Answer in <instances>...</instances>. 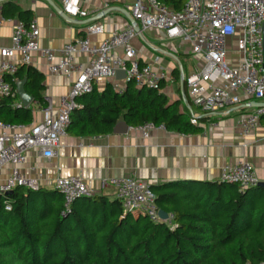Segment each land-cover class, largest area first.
Segmentation results:
<instances>
[{
  "label": "built area",
  "instance_id": "obj_1",
  "mask_svg": "<svg viewBox=\"0 0 264 264\" xmlns=\"http://www.w3.org/2000/svg\"><path fill=\"white\" fill-rule=\"evenodd\" d=\"M58 1L61 12L70 19L85 20L92 15L81 7V0ZM122 1L142 34L163 32L169 41L187 43L191 53L202 60L203 67L184 78L189 100L199 112L212 114L238 106L252 108V103L264 101V0H186L180 11L166 7L159 0ZM102 32L100 25L88 26L85 36L64 45L56 60L50 50L38 49L39 30L35 21L27 25L16 22L12 26L10 46H0V102L10 98L14 100L12 108H24L6 78H13L19 67L30 66L38 51L50 75H74L75 79L55 111L51 99L43 97L40 121L30 124L0 121V173L7 171L6 178L0 182V195H7L18 187L34 191L41 188L38 179L27 177L21 171L27 154L34 151L38 158H55L71 113L78 108L76 99L91 94L98 79L114 80L116 72L123 71L124 84L160 90L165 75L162 68L156 67L159 58L156 57L153 64L139 65L132 46L133 40L139 38L134 27L129 25L93 45L89 38ZM117 50L122 54L117 55ZM77 54L85 56L86 62L77 63L74 59ZM15 57L18 59L14 60ZM113 89L118 94L124 92L118 81ZM262 117L264 107L240 116L237 125L241 136L247 137L257 130ZM198 119L199 114H192L190 123L196 125ZM157 128L165 129L147 123L137 130L146 139ZM28 170L35 171L32 167ZM220 182L235 184L240 191L258 185L254 168L247 162L226 166ZM106 185L113 188L115 199L125 214L143 216L152 223L173 228L172 215L166 220L159 217L155 196L146 184L133 178H121L102 183L103 187ZM52 188L62 196L64 212H69L75 201L92 197L85 183L76 177H57ZM5 210L9 211V207Z\"/></svg>",
  "mask_w": 264,
  "mask_h": 264
},
{
  "label": "trees",
  "instance_id": "obj_2",
  "mask_svg": "<svg viewBox=\"0 0 264 264\" xmlns=\"http://www.w3.org/2000/svg\"><path fill=\"white\" fill-rule=\"evenodd\" d=\"M159 1L174 11H180L186 2ZM23 23L27 25L28 21ZM14 78H25V90L41 102V74L30 66L19 67L13 78H6L13 89ZM90 95L93 92L76 99L83 106L71 113L67 130L75 127L79 135H105L123 119L131 128L152 123L182 134L198 131L158 91L137 89L129 83L122 94L113 93L96 104L86 100ZM13 103L10 98L0 102V121L30 123L29 110L12 108ZM81 112L87 117L80 118ZM219 184L230 187L225 196L215 197L210 189L205 194H155L158 209L172 215L173 228L125 214L116 199H79L64 212L63 198L57 191L18 187L0 195V264L264 262V187L240 191L235 184Z\"/></svg>",
  "mask_w": 264,
  "mask_h": 264
},
{
  "label": "crops",
  "instance_id": "obj_3",
  "mask_svg": "<svg viewBox=\"0 0 264 264\" xmlns=\"http://www.w3.org/2000/svg\"><path fill=\"white\" fill-rule=\"evenodd\" d=\"M48 1L7 0L0 3L2 21L0 46H10L11 28L16 22L35 21L39 30L38 49L50 50L58 60L62 47L83 38L88 26L100 25L103 28L102 34L89 38L93 45H97L112 33L131 25L122 13L126 11L122 0H81V7L92 12L91 17L77 20L79 22L92 20L86 25L67 22L52 6L53 4L60 9L59 1ZM18 12L23 14L22 18ZM143 39L136 38L132 42L138 62L144 66L153 64V60L159 58L156 67L163 69L165 79L158 94H162L167 104L176 109L189 123L192 114H199L197 124L190 123L198 131L182 134L157 128L144 139L137 128L129 127L125 134H114V126L109 134L87 136L79 135L76 128L72 127L59 140L55 158L45 160L38 158L36 152H29L26 164L21 167L23 174L38 179L41 188L47 190L53 189L52 182L57 177L80 178L92 196L104 197L109 201L115 200L114 190L109 185L103 187L102 183L121 178H133L146 184L154 195L174 191L205 194L208 192L207 189H210L215 197L217 194L225 196L230 187H220L221 172L226 166L240 162L250 163L254 168L258 185H264V117L261 118L257 130L247 137H242L237 121L240 116L252 113L255 107L238 106L212 114L196 113L193 111L196 108L189 100L184 80L183 85L180 84V77L183 75L185 78L193 71L201 69L202 60L197 57L200 65L194 66L186 73V56H194L187 43L169 41L163 32L156 31L144 32ZM116 54L121 55V50H117ZM17 59L18 57L14 58ZM74 59L82 64L87 60L80 54ZM30 67L43 77L40 103L25 90L24 85L25 92L32 98L26 108L30 112L31 123L42 119L40 108L44 96L51 99L54 111L60 106L61 101L69 93L75 76L50 75L39 51L33 55ZM14 80L16 91V84L21 80L16 78ZM116 81L118 80L98 79L93 85V95L87 96L86 100L92 99L96 104L106 99L108 95L117 93L113 89ZM118 84L124 91L127 90L128 84H124L122 80H119ZM132 87L143 88L134 84ZM76 103L79 108L83 106L80 101ZM254 103L264 104V101ZM86 117L87 115L81 112L80 118ZM120 121L124 122L120 119L117 123ZM29 167L35 171L30 172ZM6 176V170L1 172L0 182Z\"/></svg>",
  "mask_w": 264,
  "mask_h": 264
},
{
  "label": "water",
  "instance_id": "obj_4",
  "mask_svg": "<svg viewBox=\"0 0 264 264\" xmlns=\"http://www.w3.org/2000/svg\"><path fill=\"white\" fill-rule=\"evenodd\" d=\"M7 0H0V3L2 2H5ZM48 1V0H47ZM49 2V1H48ZM51 4V3H50ZM53 8L55 9V11L57 12V14H59V16L61 18H63L64 20H66L67 22L71 23V24H81V25H86L88 24L90 21L92 20H87V21H82V22H79L77 20H73V19H70L68 17H66L59 8L55 7L53 4H52ZM122 13L126 16V18L129 20V22L131 23V25L134 27V30L138 33V36L139 38H142L143 39V34L140 32V29L138 28L136 22L131 18V16L126 12V11H122ZM144 40V39H143ZM264 51V50H263ZM125 78V73L123 71H117L116 72V75H115V79L116 80H123ZM183 75L180 77V84L181 86L183 85ZM25 79L21 80L20 82H18L16 84V94L19 98V101L21 102L22 106L24 108H27L29 106V104L31 103L32 101V98L25 92L24 90V85H25ZM253 107L255 108H261V107H264V104H260V103H254L252 104ZM128 125L123 122V121H120L119 123H117L113 129V133L114 134H125L128 130ZM259 187H264V185L262 184H259L258 185ZM159 217L162 219V220H166L168 215L167 213H165L164 211L160 210L159 211Z\"/></svg>",
  "mask_w": 264,
  "mask_h": 264
},
{
  "label": "rangeland",
  "instance_id": "obj_5",
  "mask_svg": "<svg viewBox=\"0 0 264 264\" xmlns=\"http://www.w3.org/2000/svg\"><path fill=\"white\" fill-rule=\"evenodd\" d=\"M199 60L197 59V56H186V61H185V72L188 73L190 71L191 68H193L194 66H199ZM193 111H195L196 113H198L199 111L197 109H194Z\"/></svg>",
  "mask_w": 264,
  "mask_h": 264
}]
</instances>
